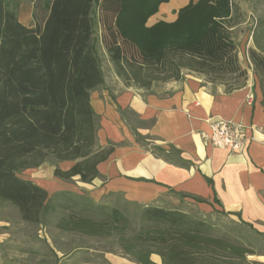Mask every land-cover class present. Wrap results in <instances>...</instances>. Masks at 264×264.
<instances>
[{
	"label": "trees",
	"instance_id": "trees-1",
	"mask_svg": "<svg viewBox=\"0 0 264 264\" xmlns=\"http://www.w3.org/2000/svg\"><path fill=\"white\" fill-rule=\"evenodd\" d=\"M168 1L35 0L26 25L19 18L21 0H0V200L30 223L56 219L54 227L63 232L116 237L138 264H264L248 260L254 249L183 210L136 204L141 209L133 231L120 207L71 190L50 194L20 175L50 162L61 180L91 183L100 176L98 166L113 146L97 145L91 103L92 92L105 84L99 43L126 86L150 90L182 79L185 71L224 85L226 92L247 85L248 68L222 29L229 1L191 0L174 22L148 26ZM252 38L256 48L248 56L264 110V49L256 30ZM62 162L71 165L62 168ZM75 197L82 204L72 203Z\"/></svg>",
	"mask_w": 264,
	"mask_h": 264
},
{
	"label": "crops",
	"instance_id": "crops-1",
	"mask_svg": "<svg viewBox=\"0 0 264 264\" xmlns=\"http://www.w3.org/2000/svg\"><path fill=\"white\" fill-rule=\"evenodd\" d=\"M190 1L160 4L147 25L174 22ZM247 68V85L231 92L189 71L180 80L156 83L150 90L122 85L116 92L105 84L94 90L97 145L113 146V151L99 164L100 176L91 183L73 178L82 189L95 190L92 196L78 193L97 202L122 197L140 205L168 208L187 203L205 212L225 210L264 236V110L252 67ZM215 119L245 125V149L212 145L208 137ZM54 172L55 165L45 162L26 178L48 190L57 184Z\"/></svg>",
	"mask_w": 264,
	"mask_h": 264
},
{
	"label": "rangeland",
	"instance_id": "rangeland-1",
	"mask_svg": "<svg viewBox=\"0 0 264 264\" xmlns=\"http://www.w3.org/2000/svg\"><path fill=\"white\" fill-rule=\"evenodd\" d=\"M131 1L128 0V2ZM228 1L230 17L221 20L222 29L237 44L238 52L242 57V62H240L247 68L250 65L248 50L255 46L252 38L254 30L257 31L259 42L264 49V37L261 34L262 27H264V0ZM34 4L35 0H21L19 8L21 22L25 20L31 25ZM97 49L104 72L105 85L119 92L120 87L125 86V83L116 74L114 64L105 47L99 43ZM248 73L250 76L249 69ZM70 165L71 162L60 163L62 168H68ZM35 169L24 170L20 172V175L26 177ZM52 181H56L57 184L49 187V192L57 189H70L77 193L85 191L90 196L95 192L92 186L87 187L89 188L87 190L82 189L77 179L65 181L55 178ZM77 202L82 204V201L75 197L72 203ZM101 202H108L126 211L132 219L133 231L138 229L140 206L126 202L122 197H107ZM167 207H183L191 216L205 219L216 227L217 234L231 237L254 249L257 254L249 255L248 260L264 262V236L251 230L236 215L225 210L205 212L199 210L195 204L187 203H177V205L173 203ZM55 220L48 218L47 222L43 221L40 224L24 221L16 206L0 200V264H138L124 254L116 237L98 238L63 232L54 227ZM153 259L160 262L159 256L155 255Z\"/></svg>",
	"mask_w": 264,
	"mask_h": 264
},
{
	"label": "built area",
	"instance_id": "built-area-1",
	"mask_svg": "<svg viewBox=\"0 0 264 264\" xmlns=\"http://www.w3.org/2000/svg\"><path fill=\"white\" fill-rule=\"evenodd\" d=\"M208 140L217 147L242 151L249 139L246 136L245 125L231 120L215 119L211 121V134Z\"/></svg>",
	"mask_w": 264,
	"mask_h": 264
}]
</instances>
